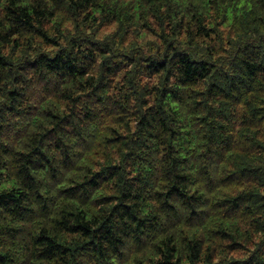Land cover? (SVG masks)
<instances>
[{"label":"clouds","instance_id":"9594fccd","mask_svg":"<svg viewBox=\"0 0 264 264\" xmlns=\"http://www.w3.org/2000/svg\"><path fill=\"white\" fill-rule=\"evenodd\" d=\"M0 264H264V0H0Z\"/></svg>","mask_w":264,"mask_h":264}]
</instances>
